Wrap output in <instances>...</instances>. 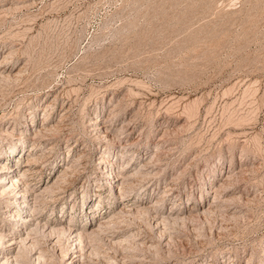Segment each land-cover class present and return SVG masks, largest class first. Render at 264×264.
Here are the masks:
<instances>
[{"label":"rangeland","instance_id":"rangeland-1","mask_svg":"<svg viewBox=\"0 0 264 264\" xmlns=\"http://www.w3.org/2000/svg\"><path fill=\"white\" fill-rule=\"evenodd\" d=\"M0 61L1 161L32 150L40 186L71 159L41 222L118 212L105 171L126 170L117 230L145 246L86 240L84 263L264 264V0H0Z\"/></svg>","mask_w":264,"mask_h":264},{"label":"bare ground","instance_id":"bare-ground-1","mask_svg":"<svg viewBox=\"0 0 264 264\" xmlns=\"http://www.w3.org/2000/svg\"><path fill=\"white\" fill-rule=\"evenodd\" d=\"M46 117L47 115L44 116L45 120L40 129L34 132L35 134L45 133V131L48 130L49 127H46L48 123ZM89 124L95 133L103 132L101 129L103 126H99L97 118H92ZM21 147L22 144L14 143L11 145L8 155H3V159L8 160V164H6L7 161H1L0 159V213L3 217L1 221L5 224L4 226H0V264H26L27 262H31L32 264H51V260L47 262V257L45 258L44 253L46 251L44 247L39 245L41 239L45 238H64L66 241H69L70 246H73V249L69 246L65 251H60L59 253L60 257H65V264H86L88 262L84 263L82 257L86 256L89 258L92 255L98 254L94 249H91V251L87 253L83 250L84 246L82 244L86 240L106 238L110 245L119 249L123 248L122 250L126 254L132 253L130 250H136L139 245L145 246L143 241L137 242L132 238V234L125 235L121 233L122 231L120 232L117 230L119 228L118 223L120 221L118 219H120V216L134 208V206L131 207L132 204H128L126 198H124L125 192L123 184L126 182V170H119L115 173V171H112V169L108 167V170L105 171L106 186L109 191L114 193V197L117 198V202L119 203L117 207L119 210L118 212L112 210L100 216L98 219L96 218L95 223H92L94 217L96 215L99 216L97 206H99L103 200L94 201L92 204L93 206L90 207V211L87 210L89 209L87 206L83 208L86 199L89 198L86 196V198H82L81 213L83 217H85L84 220L86 219L89 223L86 222L85 225L78 224L77 220L79 214H77V211L74 209L75 202L71 205L72 210H69V212L66 210L60 217H52L47 221L41 222L42 219H40V216H36V202L39 198L45 197L44 194L53 193L56 190H62V192H64L68 189V187L65 188L64 183L66 182L67 168L71 166L68 165L71 159L65 163V169L58 171L59 174H57L58 177H56V179L53 180L51 178L48 182L36 186L37 181L32 180L40 173V169H35L36 166H34L35 164L38 165V163L35 162V159H38V157H36V153L32 152V150L25 154V152H22ZM1 154L2 152H0V155ZM103 157V162L108 160L107 157ZM22 158H26V163L24 165L19 163ZM37 172L39 173L36 174ZM213 188L214 193L216 190L218 191L216 187ZM112 189H114V191H112ZM55 195L57 194L52 196ZM30 200H34V203ZM94 205L96 206L94 207ZM149 208L151 209L153 207L142 206V209ZM90 214L91 217H89ZM178 214L180 213L177 212L175 217H178ZM65 215L66 217L64 218ZM181 218L183 217L181 216ZM69 248L71 250H69V255L67 257L66 255L68 253L66 250ZM129 255V257H133L134 254L132 253V255Z\"/></svg>","mask_w":264,"mask_h":264}]
</instances>
